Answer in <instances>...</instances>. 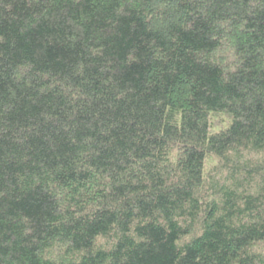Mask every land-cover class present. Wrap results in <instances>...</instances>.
<instances>
[{"label":"trees","instance_id":"16d2710c","mask_svg":"<svg viewBox=\"0 0 264 264\" xmlns=\"http://www.w3.org/2000/svg\"><path fill=\"white\" fill-rule=\"evenodd\" d=\"M0 264H264V0H0Z\"/></svg>","mask_w":264,"mask_h":264},{"label":"rangeland","instance_id":"374dc122","mask_svg":"<svg viewBox=\"0 0 264 264\" xmlns=\"http://www.w3.org/2000/svg\"><path fill=\"white\" fill-rule=\"evenodd\" d=\"M210 166H213V164H209Z\"/></svg>","mask_w":264,"mask_h":264}]
</instances>
